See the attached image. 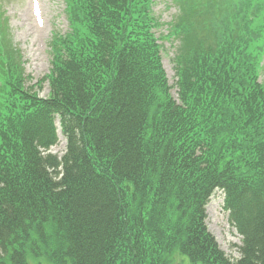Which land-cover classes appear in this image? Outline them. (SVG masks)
<instances>
[{"label":"trees","instance_id":"trees-1","mask_svg":"<svg viewBox=\"0 0 264 264\" xmlns=\"http://www.w3.org/2000/svg\"><path fill=\"white\" fill-rule=\"evenodd\" d=\"M64 1L30 86L0 21V264H264V0H172L169 22L155 0ZM215 190L235 259L206 225Z\"/></svg>","mask_w":264,"mask_h":264},{"label":"rangeland","instance_id":"rangeland-1","mask_svg":"<svg viewBox=\"0 0 264 264\" xmlns=\"http://www.w3.org/2000/svg\"><path fill=\"white\" fill-rule=\"evenodd\" d=\"M64 6V0H0L1 28L12 41V49L20 58L19 63L23 67L24 75L30 78L25 82L28 86L47 74L51 67L50 39L52 33L58 31L63 34L68 28ZM153 13L160 19V22H169L177 16V7L172 0H155ZM161 26L155 30L156 36L166 32V26ZM175 45V41H164L161 54L163 68L166 70L170 85L175 80L171 62ZM259 50L262 52L264 46L261 45ZM261 79L264 80V74ZM1 88L2 86L0 90ZM34 90L38 91L39 97H46L49 90L48 82H43ZM171 92L175 95L176 89L172 88ZM58 137V142L51 147L50 151L61 155L66 148V142L60 132ZM222 200L223 194L215 190L206 204V225L211 235L216 238L218 246L228 257L235 259L239 257L238 247L241 244V236L235 228L228 224V215L222 206ZM165 260V264L167 262L169 264H191L179 253H173Z\"/></svg>","mask_w":264,"mask_h":264},{"label":"clouds","instance_id":"clouds-1","mask_svg":"<svg viewBox=\"0 0 264 264\" xmlns=\"http://www.w3.org/2000/svg\"><path fill=\"white\" fill-rule=\"evenodd\" d=\"M222 204H223V200H222ZM223 205H224V204H223ZM223 205H222V206H223ZM226 213H227V212H226Z\"/></svg>","mask_w":264,"mask_h":264}]
</instances>
